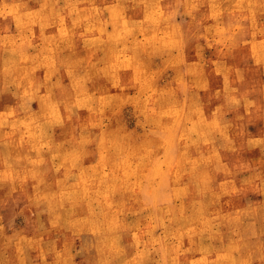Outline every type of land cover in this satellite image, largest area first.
<instances>
[{
    "label": "clouds",
    "instance_id": "obj_1",
    "mask_svg": "<svg viewBox=\"0 0 264 264\" xmlns=\"http://www.w3.org/2000/svg\"><path fill=\"white\" fill-rule=\"evenodd\" d=\"M0 264H264V0H0Z\"/></svg>",
    "mask_w": 264,
    "mask_h": 264
},
{
    "label": "rangeland",
    "instance_id": "obj_2",
    "mask_svg": "<svg viewBox=\"0 0 264 264\" xmlns=\"http://www.w3.org/2000/svg\"><path fill=\"white\" fill-rule=\"evenodd\" d=\"M191 58H192V59H195V55H194V53H193V55H192ZM212 75L215 77V83H216L217 85H219V84L221 83V81H222V78L219 77V76H216L215 73H213Z\"/></svg>",
    "mask_w": 264,
    "mask_h": 264
}]
</instances>
